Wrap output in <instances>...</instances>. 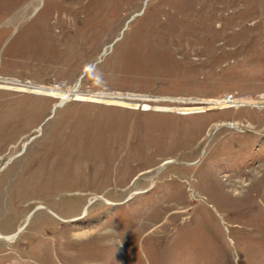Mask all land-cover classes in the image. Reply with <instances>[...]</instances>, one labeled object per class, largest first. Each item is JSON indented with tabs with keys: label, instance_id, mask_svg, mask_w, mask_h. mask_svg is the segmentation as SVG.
<instances>
[{
	"label": "rangeland",
	"instance_id": "374dc122",
	"mask_svg": "<svg viewBox=\"0 0 264 264\" xmlns=\"http://www.w3.org/2000/svg\"><path fill=\"white\" fill-rule=\"evenodd\" d=\"M0 264H264V0H0Z\"/></svg>",
	"mask_w": 264,
	"mask_h": 264
},
{
	"label": "bare ground",
	"instance_id": "6f19581e",
	"mask_svg": "<svg viewBox=\"0 0 264 264\" xmlns=\"http://www.w3.org/2000/svg\"><path fill=\"white\" fill-rule=\"evenodd\" d=\"M76 96H79V97H87V95L85 94H81L78 90V88H75L74 91L69 95L67 96L63 101H62V104L64 103H67L68 101H70L72 98L76 97ZM147 99V98H146ZM171 101V100H170ZM173 101V100H172ZM174 101H177V102H186L185 100H174ZM190 103H204V104H219L217 103L216 101H199V100H189ZM233 104V101L232 102H229L227 101V99L224 101V104ZM236 103V102H235ZM237 105V103H236ZM246 103L244 102H239V106H245ZM16 236H12V237H8V238H5L6 240L8 241H11L15 238Z\"/></svg>",
	"mask_w": 264,
	"mask_h": 264
},
{
	"label": "built area",
	"instance_id": "2783aa9c",
	"mask_svg": "<svg viewBox=\"0 0 264 264\" xmlns=\"http://www.w3.org/2000/svg\"><path fill=\"white\" fill-rule=\"evenodd\" d=\"M230 98V97H229Z\"/></svg>",
	"mask_w": 264,
	"mask_h": 264
}]
</instances>
